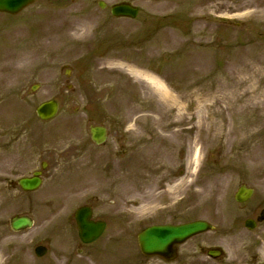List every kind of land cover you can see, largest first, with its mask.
<instances>
[{
    "label": "rangeland",
    "instance_id": "rangeland-1",
    "mask_svg": "<svg viewBox=\"0 0 264 264\" xmlns=\"http://www.w3.org/2000/svg\"><path fill=\"white\" fill-rule=\"evenodd\" d=\"M98 1L38 0L15 17L0 13V264L75 256L72 214L83 204L108 222L104 240L119 242L115 250L125 255L136 253L144 226L203 219L212 231L182 251L202 244L223 255L195 262L264 264V222L243 226L264 208V0L195 5L189 34L184 22L164 23L146 42L140 17L108 11L141 0H102L103 10ZM29 50L36 52L19 70L18 52ZM121 64L154 69L169 97ZM49 99L59 111L44 123L35 107ZM123 120L131 125L126 153L124 130L113 132ZM90 125L109 128L104 146L91 143ZM43 161L38 191L12 185ZM240 185L254 189L244 204L233 200ZM13 215L30 216L33 227L12 232ZM37 245L48 248L43 257L34 255Z\"/></svg>",
    "mask_w": 264,
    "mask_h": 264
},
{
    "label": "flooded vegetation",
    "instance_id": "flooded-vegetation-1",
    "mask_svg": "<svg viewBox=\"0 0 264 264\" xmlns=\"http://www.w3.org/2000/svg\"><path fill=\"white\" fill-rule=\"evenodd\" d=\"M37 1V0H36ZM226 0H141L143 5L138 7L140 13L141 22H143L142 37L145 39L147 36L150 38H159L161 33L162 26L164 23H176L184 22L188 25V28L185 34H189L191 30V24L193 19V9L195 5L199 7H205L210 5L223 6ZM233 2V0H231ZM180 6L181 9H180ZM183 9V10H182ZM182 15H179V13ZM177 26V24H176ZM128 122V121H127ZM126 120H123L120 123H114L113 129L114 133H117L119 130L120 136L124 130V145L123 151L126 153L129 147L128 143V130H130L131 125L127 123ZM107 135L109 136V128L107 127ZM145 138H141L143 141ZM99 145L97 147H102ZM93 220H98V218H93ZM186 222V221H185ZM174 224V223H172ZM199 236V235H198ZM197 237V236H196ZM191 240V239H190ZM190 240L185 241L180 245H175L176 258L172 261L163 258L162 256H147L143 255L139 248L132 256L125 255L122 251H116L115 247L123 248L119 246V242H112V240H100L98 239L92 243H83L80 240H77L75 245V256L72 254L66 255L64 258L63 264H175L178 262V259H182L184 254L185 258L191 259V264H209V261L205 260L203 262H195L196 256L204 255L209 260L218 262L223 255L219 257H211L207 254L208 250L219 249L218 246H208L198 244L196 249L190 251H182L183 245H186ZM221 249V248H220ZM109 253V254H108Z\"/></svg>",
    "mask_w": 264,
    "mask_h": 264
},
{
    "label": "water",
    "instance_id": "water-1",
    "mask_svg": "<svg viewBox=\"0 0 264 264\" xmlns=\"http://www.w3.org/2000/svg\"><path fill=\"white\" fill-rule=\"evenodd\" d=\"M30 0H0V11L15 14L22 7L27 5ZM113 15H128L134 17L136 15V9L128 5H117L112 8ZM57 110V105L54 101L46 102L41 104L37 109V115L42 120L52 118ZM92 139L96 143H102L105 139L104 128H93L91 129ZM39 173L36 172L31 178H22L18 181L21 189L24 191H33L37 189L41 180L38 177ZM252 195V190L247 189L244 186L238 188L234 194V199L237 202H244L248 200ZM91 212L88 208H80L76 210L75 218L79 229V236L82 241L90 242L95 240L104 229V223L90 221ZM264 219V210L261 212V216L258 221ZM246 227L252 229L254 223L252 221H246ZM32 226V221L26 216H15L10 220V227L13 231H20ZM211 227L203 221H194L186 224L177 226L161 225L151 226L143 230L138 234V242L140 249L144 254H159L169 258L173 257L172 245L181 243L187 238L207 231ZM37 256L44 254L43 247H37L35 249ZM209 255L216 256L218 252L211 251Z\"/></svg>",
    "mask_w": 264,
    "mask_h": 264
},
{
    "label": "bare ground",
    "instance_id": "bare-ground-1",
    "mask_svg": "<svg viewBox=\"0 0 264 264\" xmlns=\"http://www.w3.org/2000/svg\"><path fill=\"white\" fill-rule=\"evenodd\" d=\"M36 51L35 50H29V51H19L18 57H19V70H23L21 64H24V62L27 61L29 57H33ZM18 60V59H17ZM119 67L124 68L131 77H133L136 80H142L144 81L157 95L162 98L166 99L169 97V93L165 90L163 85L153 76L140 71L139 69L133 67V66H126V65H119Z\"/></svg>",
    "mask_w": 264,
    "mask_h": 264
}]
</instances>
